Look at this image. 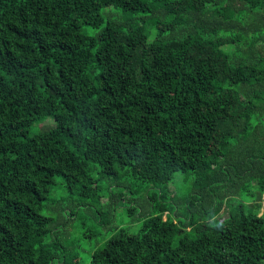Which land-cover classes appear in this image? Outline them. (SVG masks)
I'll return each mask as SVG.
<instances>
[{"label":"trees","instance_id":"obj_1","mask_svg":"<svg viewBox=\"0 0 264 264\" xmlns=\"http://www.w3.org/2000/svg\"><path fill=\"white\" fill-rule=\"evenodd\" d=\"M117 207L89 264H264V0H0V264Z\"/></svg>","mask_w":264,"mask_h":264},{"label":"rangeland","instance_id":"obj_2","mask_svg":"<svg viewBox=\"0 0 264 264\" xmlns=\"http://www.w3.org/2000/svg\"><path fill=\"white\" fill-rule=\"evenodd\" d=\"M45 122L52 124L53 118L48 117L46 118L45 121L42 120L34 123L29 129V134L34 135L39 131H41ZM172 184L177 189H179V194L186 193V191L190 187L189 180L179 173L175 175L174 182ZM170 190L173 192L174 188L170 187ZM116 214H117L116 220L114 221L113 225H111V227L107 229H103L102 227L97 226L94 221V218H92V216L86 210L81 212V215L77 219H75V221H72L71 224L69 225V229L70 227H72L73 229L72 233L74 232L75 235L76 233L81 235L80 237L72 235L70 236V240L75 243L82 258L87 259V261H85V263L83 264H89V258L92 252L96 248L104 245V242L112 234V228L116 227L118 230L122 228L130 233H133L138 230L141 222L137 223V221L135 222L132 221L134 217H132V215L131 216L128 215L127 207H117ZM82 232H86L85 234L86 236L82 235ZM91 232H92V236L90 235Z\"/></svg>","mask_w":264,"mask_h":264}]
</instances>
